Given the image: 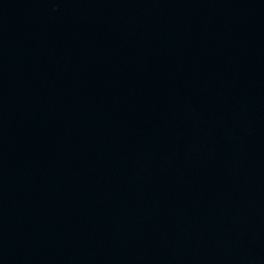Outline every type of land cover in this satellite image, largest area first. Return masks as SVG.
<instances>
[{
  "label": "water",
  "instance_id": "95a60500",
  "mask_svg": "<svg viewBox=\"0 0 264 264\" xmlns=\"http://www.w3.org/2000/svg\"><path fill=\"white\" fill-rule=\"evenodd\" d=\"M0 264H264V0H0Z\"/></svg>",
  "mask_w": 264,
  "mask_h": 264
}]
</instances>
